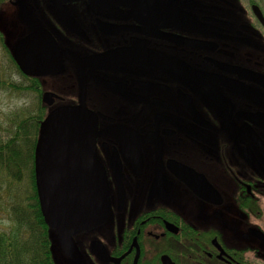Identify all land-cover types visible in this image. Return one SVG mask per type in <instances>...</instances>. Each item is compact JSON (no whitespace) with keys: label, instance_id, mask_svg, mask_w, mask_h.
<instances>
[{"label":"flooded vegetation","instance_id":"1","mask_svg":"<svg viewBox=\"0 0 264 264\" xmlns=\"http://www.w3.org/2000/svg\"><path fill=\"white\" fill-rule=\"evenodd\" d=\"M3 12L14 50L32 25L56 41V67L29 76L47 116L97 117L108 215L67 247L55 230L54 264H264V0H9Z\"/></svg>","mask_w":264,"mask_h":264},{"label":"water","instance_id":"2","mask_svg":"<svg viewBox=\"0 0 264 264\" xmlns=\"http://www.w3.org/2000/svg\"><path fill=\"white\" fill-rule=\"evenodd\" d=\"M23 4V3H21ZM20 40L14 58L27 76H43L56 67L58 48L51 34L36 25ZM51 94L43 97L49 104ZM97 117L85 107H67L50 113L41 124L37 141V175L41 210L47 224L71 234L105 220L109 191L105 172L95 158ZM54 245V243H53Z\"/></svg>","mask_w":264,"mask_h":264},{"label":"trees","instance_id":"3","mask_svg":"<svg viewBox=\"0 0 264 264\" xmlns=\"http://www.w3.org/2000/svg\"><path fill=\"white\" fill-rule=\"evenodd\" d=\"M9 0H0V15ZM13 47L0 27V93L27 98L8 125H0V264H54L53 234L35 190L31 153L47 116L31 77L19 68Z\"/></svg>","mask_w":264,"mask_h":264},{"label":"rangeland","instance_id":"4","mask_svg":"<svg viewBox=\"0 0 264 264\" xmlns=\"http://www.w3.org/2000/svg\"><path fill=\"white\" fill-rule=\"evenodd\" d=\"M1 16H3V20L6 22L5 19L10 16V14L3 12L0 18ZM26 102H28V99L21 97L19 94H12L9 92L0 93V125H8L10 115H12L15 110L22 108ZM7 227L6 215L0 211V229L4 230Z\"/></svg>","mask_w":264,"mask_h":264}]
</instances>
